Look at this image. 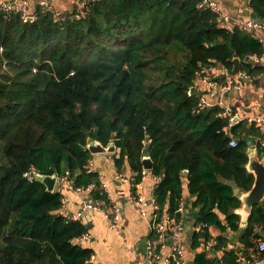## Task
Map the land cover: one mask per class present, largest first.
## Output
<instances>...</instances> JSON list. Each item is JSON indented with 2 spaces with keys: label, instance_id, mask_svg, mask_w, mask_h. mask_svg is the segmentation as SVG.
Instances as JSON below:
<instances>
[{
  "label": "trees",
  "instance_id": "1",
  "mask_svg": "<svg viewBox=\"0 0 264 264\" xmlns=\"http://www.w3.org/2000/svg\"><path fill=\"white\" fill-rule=\"evenodd\" d=\"M249 5L264 22V0ZM36 11L34 20L0 12V264H91L93 249L79 242L90 230L84 218L65 215L62 192L25 173L69 171L75 187L100 185L87 167L92 140L115 143V166L132 171L133 192L144 156L152 158L159 221L182 220L188 181L197 211L192 247L212 241L221 253L201 250L195 264H239L229 232L246 257L263 259L264 200L241 230L234 194L235 185L253 186L247 150L261 130L242 119L229 133L221 105H200V81L208 67L232 68L235 57L241 71L259 75L264 67L246 58L262 56L264 43L219 23L198 0H93L58 19L40 5ZM89 196L109 203L98 186ZM212 226L222 233L213 237ZM150 239L158 240L155 230Z\"/></svg>",
  "mask_w": 264,
  "mask_h": 264
},
{
  "label": "crops",
  "instance_id": "2",
  "mask_svg": "<svg viewBox=\"0 0 264 264\" xmlns=\"http://www.w3.org/2000/svg\"><path fill=\"white\" fill-rule=\"evenodd\" d=\"M38 0H32L33 6ZM219 3L228 8L231 14L236 18L253 17V12L250 8V0H218ZM54 8L60 14L72 12L79 9V6L73 0H56ZM254 34L264 43V29ZM264 67V54L257 62ZM211 68L209 75L206 76L209 82L214 84L211 86L206 82L200 81V89L205 92L211 104H219L221 97L224 105L235 110L241 116L255 117L264 114V70L255 77H250L243 80L241 88H234L231 92L223 94L222 87L229 81L236 80L237 76H228L223 67H208ZM248 74V73H247ZM204 79V78H203ZM223 106V105H221ZM224 108V107H223ZM119 149L115 154H119ZM260 158H263L261 150L258 148ZM114 153H99L93 154V170L97 171L100 177L108 183L111 191L109 203L101 201L103 206L108 208L110 202L117 203L121 208V216L119 222V231L112 229L109 224V219L105 211L86 210L84 212V221L89 225V233L91 238L85 241H80L84 246L93 249L91 264H164L163 260L166 254L169 253L171 241L162 249V258L150 256L148 253V242L150 240L151 228L149 219L141 214V211L136 206L133 199V190L131 184L132 171L126 166L119 172L115 166ZM159 178L149 175L145 181L144 192L146 195H151L155 189ZM183 190V231L181 233L182 241L185 247L184 264H195V257L201 250L206 249L207 255L210 258L221 256V253L214 250L212 241L202 243L198 248L192 247V236L195 231V220L197 211L192 206L193 196L189 192L188 181L184 180ZM55 190L62 192L66 198V203L62 208V212L71 216L81 209V202L84 198H89V194H78L71 190L67 185L58 181L55 185ZM238 209L235 212L238 213ZM239 214V213H238ZM241 216V215H240ZM240 228L245 227L241 224ZM210 233L213 237L218 236L222 231L216 227H210ZM230 238L229 248H235L239 254L244 255L243 244L239 242L238 235L233 232L228 233ZM255 260L261 261L255 254ZM264 264V262H259Z\"/></svg>",
  "mask_w": 264,
  "mask_h": 264
},
{
  "label": "built area",
  "instance_id": "3",
  "mask_svg": "<svg viewBox=\"0 0 264 264\" xmlns=\"http://www.w3.org/2000/svg\"><path fill=\"white\" fill-rule=\"evenodd\" d=\"M54 1L56 0H38L37 4L33 6L32 0H2L0 1V12H4L7 14H18L23 19L32 18L33 20L38 17L36 7L40 5L41 7L45 8L53 12L54 16L58 19L62 14L58 13L54 8ZM79 8H85L89 2L93 0H73ZM198 6L200 8H209L211 9L216 15L217 20L219 23L224 25H232L234 24L243 32L257 34L256 32L261 31L264 29V22L258 20L255 17H249L246 19L243 18H236L234 17L228 8L222 6L218 0H198ZM261 56H250V59L258 62ZM236 80L229 81L222 87V93L226 94L231 92L234 88H241V83L243 80L249 78V74L244 71H241L236 75ZM202 82H206L211 86L214 84L213 82H209L206 77L202 79ZM200 105L205 107H212L215 106L211 104L206 95H201L200 97ZM216 105H223L224 111L223 115L229 118V133L230 128L237 122L242 119H247L250 123L255 124L261 130V135L255 137V143L257 144L258 148L262 152V156L264 159V114L255 116V117H244L241 116L235 110L227 107L224 105L223 98L219 100V104ZM238 143L237 137L234 135L231 136L230 145L236 146ZM87 167L89 170H93V157L89 160ZM35 170H31L25 173V176L30 180L33 181L37 179V175H39ZM149 175V171L144 169L142 171V178L141 181L136 186L135 192H133V199L141 211V214L149 219V226L152 230L158 234V240L156 242L152 241V239L148 242V253L152 257L162 258V249L166 246V244L171 241V246L169 247L170 251L164 257V264H184V257H185V247L182 241L181 233L183 231V222L177 221L175 218L169 217L167 214L163 220H158V213L156 209L158 207L154 194L146 195L144 192L145 188V181ZM71 173L66 171L63 176H58V181H61L67 185L71 190L75 191L78 194H90V192L95 189L97 186L100 187L103 191L106 192L108 198H111V191L109 189V185L100 177V185L96 183H92L86 188L82 187H75L73 184V180L71 179ZM133 176V175H132ZM131 176V178H132ZM57 181V182H58ZM154 192V191H153ZM63 206L66 203V198L63 197L62 199ZM86 210H94V211H105L106 215L109 219V224L112 229L119 231V222L121 216V208L117 203L110 202L108 208L103 206L101 201H94L90 197L84 198L81 202V209L70 216L72 220H79L83 218L84 212ZM183 212V207L181 206L179 209ZM91 238V234L89 232L83 234L79 240L85 241ZM155 245H160V250H155ZM258 251H264V239H259L257 243ZM255 257L254 255H252ZM92 258L88 262H92ZM264 262V258L260 259ZM259 260H251L245 255H242L240 258L239 264H259L261 262Z\"/></svg>",
  "mask_w": 264,
  "mask_h": 264
},
{
  "label": "water",
  "instance_id": "4",
  "mask_svg": "<svg viewBox=\"0 0 264 264\" xmlns=\"http://www.w3.org/2000/svg\"><path fill=\"white\" fill-rule=\"evenodd\" d=\"M260 20V18H257ZM27 20H33L28 18ZM261 21V20H260ZM231 27L235 26L234 24L230 25ZM247 60L250 59L248 56ZM240 61L239 57L233 59V67L226 69L228 76H236L240 72ZM195 87H191L190 93L195 92ZM88 148L92 154L99 153H115L117 148L114 142H110L108 146H104L98 140H92L88 143ZM249 161L247 163V169L254 174V183L250 190L242 191L237 185L234 186V194L237 195L242 205L238 208V213L241 215V224L246 227L248 224L249 217L251 215L253 207L264 200V159L260 158L258 152V146L254 141H249L248 147ZM144 169L151 171L153 169V160L149 155H145L143 159ZM187 174L188 171L183 172ZM37 180L44 182L49 191L55 190V185L58 181V175H37Z\"/></svg>",
  "mask_w": 264,
  "mask_h": 264
}]
</instances>
